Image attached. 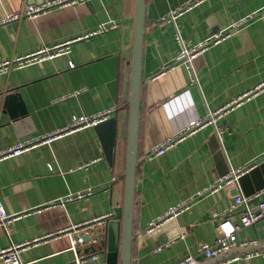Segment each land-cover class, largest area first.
I'll list each match as a JSON object with an SVG mask.
<instances>
[{
	"label": "crops",
	"instance_id": "obj_1",
	"mask_svg": "<svg viewBox=\"0 0 264 264\" xmlns=\"http://www.w3.org/2000/svg\"><path fill=\"white\" fill-rule=\"evenodd\" d=\"M43 1L49 2L0 0V63L65 47L52 59L0 75V151L112 111L109 118L118 120L115 158L108 161L89 126L1 160L0 202L19 217L11 232L0 227V249L111 214L89 232L41 239L20 251L19 259L76 264L95 255L82 264H120L128 120L123 105L130 93L134 0H77L25 15L29 5ZM145 28L132 264H170L188 255H199V264H264V249L210 259L199 253L204 243L215 244L217 224L235 196L233 187L206 191L231 168L259 169L243 180L244 194L264 182V0H147ZM209 39L216 41L192 60L195 72L187 59H177L183 47ZM214 112L216 127L191 130ZM179 137L164 154L151 156ZM185 202L190 207L171 226L164 227L166 221L151 227ZM233 218L239 219L238 210ZM237 238L264 243V228L245 227ZM234 255L243 257L228 262Z\"/></svg>",
	"mask_w": 264,
	"mask_h": 264
},
{
	"label": "built area",
	"instance_id": "obj_2",
	"mask_svg": "<svg viewBox=\"0 0 264 264\" xmlns=\"http://www.w3.org/2000/svg\"><path fill=\"white\" fill-rule=\"evenodd\" d=\"M75 2L77 0H56V1H49L44 4L40 5H29L25 10V15L27 16H36L39 13L45 12L49 8H54L55 6H59L62 3H70ZM87 1V0H84ZM198 0H195L197 2ZM14 18V17H12ZM108 30V27L103 26L101 31ZM213 39V37H212ZM206 40L199 46L193 49H187L186 47H183L178 60L187 59L188 63L190 64V67L194 71V68L192 66V60L196 57L199 50L202 49L204 46H206L209 43L215 42L216 40ZM65 51L64 44H58L50 49L40 50L38 52H35L31 55H28L24 58H19L13 62H3L0 63V75L3 73H6L12 68H18L25 64H29L31 62L37 61V60H45V59H52L59 55L60 53ZM195 72V71H194ZM237 100L233 101L235 103ZM226 107H223L221 110H225ZM112 114V111H106L103 113H100L96 116H87L79 118L78 120L73 121L68 126H65L59 130H56L54 132H51L48 135L28 139L25 141H21L15 146H11L9 148H6L4 150L0 151V161L3 159L10 158L12 156L19 155L27 150H30L32 148L37 147L40 144L49 143L53 139L60 137L66 133H69L74 130H79L85 127L89 126H95L100 122H103L107 120ZM218 117V113H209L208 116L199 122H197L195 125L191 127V130H194L195 128L206 126V125H213L216 127L215 120ZM220 130H217V134L220 136ZM181 137V136H180ZM179 138H171L166 140L164 143H161L158 145L154 150L151 152V156L153 155H162L164 154L169 147H171L176 140ZM256 165H251L246 168H239V169H233L231 168L228 170L226 174L222 176L218 180V184L214 185L213 187L209 188L206 192L216 190L219 187H233L236 191V195L234 196V202L231 206V208L228 210V214H224L223 218L218 222L217 224V239L214 245H209L208 243H204L200 248V254H203L204 257L210 259L213 257L219 256L221 253L228 252L232 249L236 248H244L253 246L255 244H258L255 241L248 242V241H239L237 238L238 232L249 226H256L257 224H261L264 228V188L251 193V194H244L240 188L239 179L246 173H248L252 168H254ZM204 192H201L200 195H202ZM82 195H79L81 197ZM190 202H185L180 204L179 206L171 207L167 214H165L163 220H160L156 223H153L151 227L158 226L159 224L169 221L173 219L175 216H177L180 212L187 210L190 207ZM239 212V219L236 220L233 218V214L235 212ZM110 215L105 216H99L96 217L90 221L82 222L78 224H73L70 227L66 228L63 231L51 233L48 235H45L42 238H37L32 241L22 242L19 244L11 245L7 248H1L0 249V260H2L5 264H24L19 259V253L23 249L29 247L33 243H37L42 240L52 239L56 240L60 237L62 233L71 234V231L74 232H89L90 230H93L98 225H103L107 221L108 217ZM18 215L16 214H8L4 205L0 202V227H3L7 233L11 232L12 230V223L18 219ZM80 243H83V238L79 239ZM251 255H246L244 258H250ZM243 256L234 255L231 258L227 259L228 262H232L234 260L241 259ZM97 256H91L90 258H78L76 260V264H82L86 262L87 260H96ZM170 264H199V255H188L185 258L179 260L175 263Z\"/></svg>",
	"mask_w": 264,
	"mask_h": 264
},
{
	"label": "water",
	"instance_id": "obj_3",
	"mask_svg": "<svg viewBox=\"0 0 264 264\" xmlns=\"http://www.w3.org/2000/svg\"><path fill=\"white\" fill-rule=\"evenodd\" d=\"M53 1V0H49ZM46 2L43 1L44 4ZM146 4L147 0H134V16H133V49L131 59V74H130V93L128 99V120H127V135L125 149V170H124V199L122 207V235H121V262L120 264H132V241H133V217L135 207V185L136 174L138 167V139H139V120H140V98L143 85V53L144 40L146 34ZM37 5V4H36ZM215 33L211 34L214 35ZM13 97V96H11ZM24 111L22 114H27ZM94 129L99 136L105 155L108 161L112 164L115 158V144L118 130V120L116 117L108 118L107 120L98 123ZM263 167V166H262ZM255 168V167H254ZM252 168L248 173L244 174L239 179V184H243V180L256 174L259 169ZM257 188H264V182ZM235 191V190H234ZM236 195V191H235ZM170 220L164 224V227H169L173 224ZM264 249V243H258L247 248H236L228 251L229 253H251Z\"/></svg>",
	"mask_w": 264,
	"mask_h": 264
},
{
	"label": "trees",
	"instance_id": "obj_4",
	"mask_svg": "<svg viewBox=\"0 0 264 264\" xmlns=\"http://www.w3.org/2000/svg\"><path fill=\"white\" fill-rule=\"evenodd\" d=\"M123 107H124L125 109H127V111H128V107H129V105H128V101L125 102V104L123 105ZM123 179H124V175H123Z\"/></svg>",
	"mask_w": 264,
	"mask_h": 264
}]
</instances>
